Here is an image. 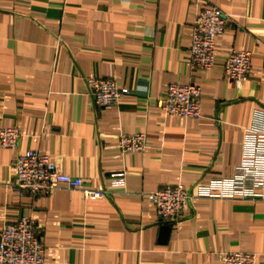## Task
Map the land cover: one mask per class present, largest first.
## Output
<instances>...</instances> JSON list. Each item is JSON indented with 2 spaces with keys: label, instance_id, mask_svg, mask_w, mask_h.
<instances>
[{
  "label": "crops",
  "instance_id": "obj_1",
  "mask_svg": "<svg viewBox=\"0 0 264 264\" xmlns=\"http://www.w3.org/2000/svg\"><path fill=\"white\" fill-rule=\"evenodd\" d=\"M229 17L209 71L188 64L200 10ZM231 50L251 54L239 88L225 77ZM110 79L131 94L100 108L86 80ZM196 85L199 118L165 116L153 105L169 85ZM257 113L262 117L255 118ZM0 233L20 217L40 230L44 264H221L251 252L264 264V198H193L174 223L147 199L158 188L232 178L245 140L264 129V0H0ZM144 133L147 147L121 153L120 134ZM47 154L59 172L105 190L20 197L14 157ZM115 174L124 185L114 186Z\"/></svg>",
  "mask_w": 264,
  "mask_h": 264
},
{
  "label": "built area",
  "instance_id": "obj_2",
  "mask_svg": "<svg viewBox=\"0 0 264 264\" xmlns=\"http://www.w3.org/2000/svg\"><path fill=\"white\" fill-rule=\"evenodd\" d=\"M229 17L215 7L198 12L191 31L188 64L193 70L209 71L214 65L216 40L229 25ZM225 77L237 88L251 75V54L244 50H231L224 68ZM87 92L100 108L116 105L120 98L130 95L113 80L89 78ZM200 89L193 84L169 85L165 95L153 103L165 116L184 119L199 118ZM261 118L257 113L255 118ZM20 137L16 127H0V148H15ZM147 147L144 133L120 134L118 148L121 153L141 152ZM11 185L20 197L45 196L58 188L78 189L85 199H101L108 192L85 184L79 177L59 172L47 154L26 150L17 154L11 164ZM114 186H123V174H115ZM264 198V129L254 130L245 140L242 165L229 179H212L208 184L195 183L165 186L146 194L155 206L162 223H174L182 209L193 198ZM0 264H44V245L40 230L28 217L5 225L0 233ZM221 264H259L251 252H227Z\"/></svg>",
  "mask_w": 264,
  "mask_h": 264
}]
</instances>
